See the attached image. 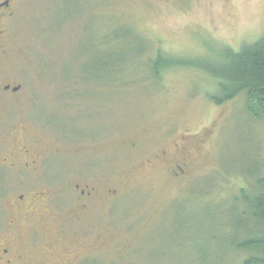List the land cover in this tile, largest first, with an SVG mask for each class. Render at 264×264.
Returning a JSON list of instances; mask_svg holds the SVG:
<instances>
[{"label": "rangeland", "instance_id": "obj_1", "mask_svg": "<svg viewBox=\"0 0 264 264\" xmlns=\"http://www.w3.org/2000/svg\"><path fill=\"white\" fill-rule=\"evenodd\" d=\"M17 4L0 38V84L20 86L0 92V264H240L264 116L220 99L210 69L264 37V0ZM23 151L30 171L1 166Z\"/></svg>", "mask_w": 264, "mask_h": 264}, {"label": "trees", "instance_id": "obj_2", "mask_svg": "<svg viewBox=\"0 0 264 264\" xmlns=\"http://www.w3.org/2000/svg\"><path fill=\"white\" fill-rule=\"evenodd\" d=\"M160 61L156 58L149 65L153 73L158 72ZM210 69L214 79H218L220 99H231L240 94L256 99L264 116V37L252 45L244 46L236 54H228L226 63ZM215 101V97H211ZM258 171V170H257ZM241 202L244 207L239 222L248 225L244 238L236 245L235 251H243L248 256L240 264H264V172L256 181L255 193L250 195L241 192Z\"/></svg>", "mask_w": 264, "mask_h": 264}, {"label": "flooded vegetation", "instance_id": "obj_3", "mask_svg": "<svg viewBox=\"0 0 264 264\" xmlns=\"http://www.w3.org/2000/svg\"><path fill=\"white\" fill-rule=\"evenodd\" d=\"M17 2L18 0H0V38L6 33L8 23L16 15L17 5H18ZM19 91H20V86L11 88L9 85L0 84V92L2 94L10 93L13 94L11 96H14ZM22 153L25 154L24 158L30 160V162H25L23 165L18 163V165L14 167L13 166L14 164L10 165V163L7 162V159H4L3 161L5 162V164H2L1 166L9 170H15V168L18 167L17 170L19 168H22L23 170L30 171L29 164H34V160H31L30 157H28L30 155L28 151L26 152L23 151ZM18 156L20 159H22L21 154H18ZM12 167H14V169ZM74 193H76L77 201L79 202V207L81 201H83L84 199H88V197H90V192L88 190H85L84 188H79L77 185L74 187ZM38 195L42 197L44 196V193H39ZM3 253L6 254L5 257H7L9 250L5 249ZM6 263L13 264V262H11L10 260H6Z\"/></svg>", "mask_w": 264, "mask_h": 264}]
</instances>
